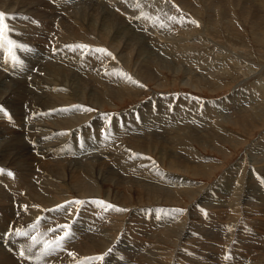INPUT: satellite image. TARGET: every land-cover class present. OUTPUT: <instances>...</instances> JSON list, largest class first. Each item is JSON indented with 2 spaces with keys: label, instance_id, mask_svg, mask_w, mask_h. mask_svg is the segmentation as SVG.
<instances>
[{
  "label": "rangeland",
  "instance_id": "obj_1",
  "mask_svg": "<svg viewBox=\"0 0 264 264\" xmlns=\"http://www.w3.org/2000/svg\"><path fill=\"white\" fill-rule=\"evenodd\" d=\"M0 1H1L0 2L1 11L4 13H7L9 16V19L6 20L7 21L6 23L8 24V27L10 29V31L7 32V39L11 41H15L17 45L23 46V47H19V46L13 47L12 45L5 43L4 47H0V50L3 51V53H0V93H3L2 97H0L1 98L0 103L2 102L0 104V107H3V109L8 113V115L11 116V120H9L10 123L9 122H7V124L5 123V121H7L8 118L6 119L2 118L0 120V121H3L2 122L3 124H5L3 125L0 122L1 123L0 124V138H2L3 136H5V138L6 137H9V138L19 137V140L15 141V147L11 146L13 147V152H14L10 154L11 156L9 154L0 155L1 157H3V158L0 157V162L8 161V163H4L5 167L0 165V169L10 171L14 175L16 170L15 169L13 170V168L7 169L10 165H6V164L13 163V162L14 163L20 162V161H23L22 157H26V158L29 157L28 158V169L32 170V171L30 170V172L28 170L24 171V172L29 173V175L26 177L25 174L27 173L24 174L26 178V184H24V186L21 188L18 187L14 190L7 189L0 181V198H1L0 199V223L4 224V225H0V237H2V239H0V257L4 256V257L9 258L10 264H41V263L42 264H75V263L77 264L79 262L78 260L79 258H68V257L65 258L62 255V252H60L62 251V249L58 251L59 253L54 250V251H50L48 254L42 255L43 244H37L35 247H32V243H33L31 242L32 236H36L38 239H41V240L53 241V240H56L57 237L63 236L64 232L58 231L56 227L58 225L57 222H55L56 225L54 227H51V225H49V222H52L53 220V219L51 220V218L41 217L40 219L39 218L34 219V220L32 219L30 221H27V218H26V220H23L22 218H25L28 216L24 211L25 206L27 205H24L23 203L26 200V196H27L26 194H28L29 191L36 184L35 181H33V178L34 177L36 178V176L38 175H43L42 178L44 180H47L48 178L45 175L51 174L53 172V168H55L56 165H54L55 163H52L54 161L51 159L60 160V162L63 161L62 164L66 168V172H67L68 166L76 167V162L81 163L82 161H88L90 160V158H92L96 160L97 170L105 169L106 172L104 171V173L107 174V177L109 176L108 177L109 179L107 180V182L100 183V187L98 188L99 190H97L99 192L97 200L100 202H103L102 204H104L105 201H108L107 202L108 205H112L115 207L116 206L121 207L123 211H118V212L119 213L123 212L124 214L122 217L119 218L120 227L115 229L118 232L117 237L114 238L115 240L113 239L114 241L112 243H109L105 251L101 249H96L97 251L95 254H90L87 256L94 257V256L103 255L102 262H100L101 264L110 262L107 259L113 258L114 255H120L121 259L119 258V260H117L116 262H111L110 264L112 263L113 264H143V263L150 264L154 258H155L154 259L155 261L154 260L152 261V263L154 264L155 263L156 264H161V263L162 264H166V263L167 264H187V263L201 264L202 261L207 260V258H212L211 256L215 255V252H212L206 246L209 242H214V247L216 246L217 250L221 248V246H224L228 243L229 244L228 251L231 253L234 249V252L237 258L238 257L242 258L241 260L239 259L238 261L236 259V261H233L232 264H238V263L242 264L243 263L242 261L244 260H246V262H244L243 264H254L255 262L251 263V261H253V258H257V261L259 262V263L256 262L255 264H264V262H261L263 260L262 258H264V254H263L264 253V225H263L264 224V202L259 201V199L257 198V195H262L264 197V96L260 94V96H262L261 97L262 100L255 102V104L251 106V107H254V108H251L252 120H247V121L245 120L246 123H244L243 121L240 122L239 120H237L233 114L234 112L240 110L242 108V105H240L237 108V110L233 112L230 109L229 104L225 102V100L229 98L230 96H232L233 94L235 95L237 94L236 96L239 97L240 95L244 94L247 90H250V88L251 89L256 88L254 90H258L259 93H264V9H263L264 0H253V1L252 0H224V1L223 0H191V2L193 1L192 4L197 7V11H195L192 8L191 9H187L184 7L180 8L179 5H177L176 0H153V1L152 0H144V1L137 0V2H133V3L129 1V3L131 4V7L133 9L135 8L134 9L135 12L138 11L137 15L139 16L144 15V14H148V15L154 14L156 16L158 14L161 15L163 14L164 10H166L164 8L170 7L171 9L169 10L167 9L164 13H167L168 11L171 12L172 10L171 13L172 14L177 13L178 15L182 16L183 21H184V18H186L187 21L192 22L190 26H194L197 24L202 29V31L200 30L201 32H199V34L202 33L200 35H202V38L203 39L205 38L207 42H205V40L201 38L202 39L201 41L198 40V42H201L199 43L200 45L197 44L195 45L194 48L184 50L182 51V53L183 54L187 52L190 53L191 51V53L193 54L192 56L194 58L195 56L197 57L200 56L199 58L200 60L198 59L195 61L194 60L188 61L184 59H179L180 61L179 62L178 60H172V59L166 58V63H165L166 68L162 69L163 75L161 77L162 82L164 81L163 82L164 86L158 87L157 82L153 76L149 78L147 77L149 79L147 81L145 77L146 75H144L143 73L139 74L137 72L136 74L139 75L140 76L139 78L141 79L139 80L140 83H138L140 88L138 89L137 87L138 85L136 86L134 85V86L138 90H136L135 88V90L131 91L130 89L131 86H128L129 88L126 87L128 90L126 89L123 91L124 93L123 92L121 93L122 96L121 95H118V96L111 95L110 96L109 94L105 95L104 97L107 98L106 99L107 101L105 100L104 97L100 101L97 100L92 94V91L89 93L90 86H87L88 91H86L83 95V99L85 101L83 100L84 102L80 105L77 101H80L82 99L78 97L77 92L75 93L74 90L80 87L77 85L80 84L83 86V84L88 82V80L86 78H84V80H81V77H83V75H80V76H78V74L74 75L76 69H72L69 74V70L66 68L67 74H64L65 68H63L62 70H58L59 75H55V72L53 74L51 73V69L53 67H49L50 65L48 67L42 66V64H48L49 62L52 61V59H54L57 56L56 51L58 49H52L55 41L59 40V38L57 37H60L61 35L63 36L67 35L64 30L69 29V27L66 28L64 26L62 19L65 20V17H64V14L62 13H66V14L69 13L74 17H78L86 13L88 14V9H89L88 5H91L94 3V7H99L102 4L108 3L110 6L112 5L111 7L115 10L119 18L122 17V18H125L124 19L125 21H128V20L130 21L133 19V17L132 15H129L130 14L128 13L129 11L127 12V10L126 11L124 10L125 8L123 5L119 4V0H63V2L65 1L67 3L65 2L62 3V5L55 8V10L51 8L50 6H45V9L47 11H44L43 15L45 14L47 16L46 17L44 15L46 19L43 18L42 16L40 18L38 17L37 20L34 21L32 19H27L28 18L27 14L24 13L25 11H22V9L24 10L25 8H21L19 11H16L15 9L17 5L16 6L9 5L10 0L8 1L0 0ZM44 1H45V5L47 4L51 5V3L53 2V0H42V2ZM154 1H157V2H154ZM210 2H211V5L209 4ZM137 3H139L140 7L142 5L143 6L146 5L145 6L146 10H143L142 11L143 13L138 10L140 9V7L135 6ZM152 5H155V6L151 8ZM53 6L55 5L53 4ZM213 8L215 9L213 10ZM100 11L102 12L103 8H101ZM155 11H156V14H155ZM70 19L71 18H69V21ZM41 20L51 21L53 26L49 28L45 27V23L43 22L37 25L36 22L38 21L41 22ZM256 20H257V23H256ZM145 21L146 20L143 19L142 21H140V23L142 22L141 24L144 26ZM193 21H195V23H193ZM166 24H167L166 21L159 22V26L157 27L156 30H154L155 32L154 34L158 36L159 33H161V31L164 30L163 32H165ZM184 24L185 22L182 23L181 26H179V29H176L177 32L175 30H170L172 33H170V35L168 36L169 38H165V37L159 38L158 40H160V43L164 44V42L165 43L167 41L169 42L170 39L174 35H176L177 33H180V30L182 31L183 29H185L183 28ZM132 26H135V24H132ZM161 27L163 29H161ZM58 29L59 30L61 29V30L59 31ZM158 29H160L159 30L160 32L158 31ZM122 37L124 36H121V38ZM136 38L140 40L144 39L143 36H136ZM123 39L124 38H122V40ZM193 41L195 43L197 42L194 39L190 42L194 43ZM55 45H58V44H55ZM67 45L75 46L74 44H67ZM67 45H63V46H67ZM88 46L90 47L84 48V50H82L83 53L90 52V55H91L90 63L87 66H83V69L85 71H90L92 69L91 60H92V57L96 49V47H93L91 45H88ZM148 49L151 50L150 48ZM153 50L155 52H153ZM151 51H152V57L154 58L158 57V52L155 49H152ZM13 55L17 58L18 62L14 63L12 61L11 57ZM168 60H172L171 62L175 61L174 63L175 65L173 64V67L174 69H178L177 73L173 71L174 69L170 68L171 66ZM176 61H178L179 63ZM74 63H76V61ZM162 63H164L163 60H162ZM216 64H217V67H215L216 71L214 72V74L213 72H210L211 73L210 74L209 71L213 70L214 69L213 66H215ZM4 67L6 68L7 71L4 69ZM183 67H184V70H183ZM188 67H191L192 70L191 68H188ZM45 68H47L48 70ZM151 68L155 70L156 66L152 65L150 69ZM1 70H3V72ZM6 72L7 74H4ZM206 73L208 74L206 75ZM200 74H203V75H200ZM65 75H67L68 77ZM46 76L49 78L52 77L51 79L57 76L59 78H62V77L67 78V80H65V82H67V86L69 84V87L72 86V89H73L71 90L73 92L72 96H73V103H74L73 105H71L74 110L72 115L78 114V113H85V112L92 113L93 115L88 120H86L85 122H82L81 124H79L73 129L55 132L54 134L48 135V138H54L55 136H60L62 137V139H64L63 144L61 146L54 147V151L59 152V157L53 156L51 152L49 151L47 152L46 149H42V148L41 150L39 149L38 150L35 149L32 151L29 150L26 152V154L22 156L19 154L22 151L21 144L23 140L25 141V139H32V137H34L35 138L34 144L36 146H40V139L38 141V138L35 137L36 135L34 136V133L32 132L26 133V132H28L30 128H31L30 130H32L33 129L32 126L33 125L35 126L38 123V121L45 119V115L49 113L48 111L43 109L42 101L39 100V93L37 92H39L40 89H38L37 86H35L36 87L34 89L35 92L33 90L31 92L28 85H32L36 81L40 82ZM88 76L91 78L92 81L95 79L93 76L91 77L90 74ZM192 76H195V78L197 77L198 80L195 78H192ZM207 76H208L207 78L208 80L206 79ZM211 77H214V78H211ZM217 78L219 80H217ZM213 79H216V81H213ZM201 80L202 81L205 80V81L200 83ZM197 83L199 85H197ZM140 84H142L143 86L145 85L144 88ZM194 84L197 85V88H199L198 90H196V86ZM73 85L76 88H74ZM134 86L131 88H134ZM74 95L76 99L74 98ZM22 97H24V99ZM194 99L201 100V101L196 102ZM22 100H24L23 103H22ZM204 101L206 103L207 102L217 103V102L223 101L225 105L228 104L226 105L227 110L224 111L225 106L223 107L224 104L222 103L223 108L221 110H222V114H223L222 116L224 117V119L218 120V122L215 124L218 127H222L224 131L223 132L224 135H223V138H221L218 135L216 137L215 134L214 136H210V137L209 136L206 137V135L199 137L198 139H200L201 143L196 142L195 140L193 144L190 145L193 147L192 150L195 151L196 155H192L191 150L186 148V145L188 144L186 142H182V139L180 137L185 136L184 132H181L179 135L174 137V135L172 134H166L161 131H157V128H152V126H151V129H146L143 131L139 127L143 126L144 123H142L141 126H138V127L133 126L135 124V121L138 124L143 119V114L147 113L148 111L149 112L152 111V108H154V110H157L158 109L157 106L159 104H172L177 109H184L186 107L191 108L192 107L191 104L193 105L195 103L196 105L203 107ZM94 102L96 103V105ZM38 103H40L41 105ZM150 105L153 107H151ZM83 106H85L86 108L83 109L82 108ZM138 107L141 109H139ZM35 108L36 109L38 108V109L36 110ZM28 110H30V112H28ZM254 111H256L257 113ZM101 114L117 116V117L119 115L121 118L126 117V119L130 118L132 120L133 125L132 124L131 126L129 125L128 129L123 131V132H126V134L123 136L124 139L128 138V135L130 136L131 134L132 135L139 134V137L135 139L136 142L140 140H146V139L152 140V138L161 139L162 143L159 146L157 145L158 148L155 147L154 151L152 147H149V148L142 147V149H140L139 156L141 160L139 163L143 162L145 165L150 166L151 169L155 170V172L157 171L156 173H159L161 171L160 173H162L161 175L163 176V180L165 179V181L167 182L174 180L173 178L179 177L180 179L184 180L182 187H190V185L193 184L195 185V188L197 189L192 190V191L191 190L185 191L184 188L178 189L175 186L170 200L177 199V197H180V202L179 200H173V202L171 201V203H168L169 201L165 203V199H164L165 196H163L162 192H164L166 189H164L162 187L163 185H160V184H155V186H153V187L157 186V189L162 191V192L158 191L159 195L157 193L155 196H152L146 193L144 194L142 192H141L142 194L140 192L137 193L139 185H135L136 188L127 190L129 186L128 183H130L128 181H131V180L135 181V179H132L131 176H127L125 177V179L121 180L122 185L125 184L126 182V184L124 185L125 189L121 187H116L114 183L115 181L114 179H116V177H113V176L115 174L117 175L120 171H117L116 169H114V165L112 164V162L115 163V161L104 162L102 156H100L101 155L100 150H98L94 146L89 147V146L84 145L85 140H86V137H85L86 129L87 127L90 126L92 122H97L99 126L103 127V123L100 119ZM205 121H208V120H205ZM155 123L156 122H153L152 124H155ZM146 125H148V122H146ZM13 126L16 127V129H14ZM44 126L46 128L48 127L51 128L50 124L45 123ZM192 126H195V124H193ZM24 128H25V131L23 130ZM19 130H23L25 135L23 134L21 136V133L19 132ZM188 130H191V129H188ZM110 132H111L112 137L116 135L114 139V142H115V140L117 139V131H115L112 128ZM147 132L150 134H148ZM9 138H7V140H9ZM129 138H131V136ZM122 140L119 142H123ZM114 142L108 143V145L112 148ZM135 145H141V144L135 143ZM16 146H19V148L17 149ZM183 147L186 148L188 152L186 153V151H184L183 154L180 155L179 152L175 149L183 148ZM160 148L163 149L162 150L163 152L161 151ZM129 149L131 150V152L138 154L135 149L133 148H129ZM156 149H158L159 151L158 150L156 151ZM75 150H80L83 152L74 154ZM172 151H176V153L175 152L172 153ZM61 152L63 154H61ZM156 152L158 153L160 152L161 154H158ZM96 156L99 158H97ZM183 156L184 157L186 156V157L184 158ZM196 158H198L199 161L196 160ZM78 160H81V161H78ZM50 167L51 168L53 167V168L51 169ZM100 167L101 169H99ZM250 173L254 175L251 176ZM236 176H239L240 180ZM112 177L114 181L110 180ZM30 178H32L31 181H30ZM49 178H52V176ZM147 178L151 179V180L145 181L146 183L148 182L146 184L147 186L151 182V184L149 185L150 187L152 186V175H147ZM99 179H100V176H99ZM39 180L41 179H37V181ZM61 182H63L64 184H67V183H69V185L71 184L70 189H69V195L73 197L72 201L80 199L79 195L81 193V190L78 188L77 184H73L69 174L65 178H62ZM239 182L241 183L239 184ZM248 182H251V183H248ZM162 184L164 183L162 182ZM250 185L253 186L252 191L247 193L246 188L249 187ZM254 185L256 186V188ZM161 187L163 188V190L161 189ZM108 191L110 192V195L107 194ZM113 191H114L115 196L112 193ZM190 193H193L195 196H192ZM33 194L34 196H38V195L40 196L42 193H41V190H38L34 192ZM117 195H123V196L126 195V197H124L119 202L120 197ZM204 195L207 196L206 197L207 201L205 202L206 204H203L202 208L204 209L205 207V210L208 212H213V211L220 209V207L218 206L220 203L221 204L225 203L226 205V206L223 205L221 208L220 213L222 212V216L220 215V217L217 218V216L215 215V218L217 219H215L214 217L211 218L217 222L215 226L211 224L212 222H214L213 220L209 219L211 220L210 221L211 223L205 222L206 220L202 218L200 215H198V212L196 213L195 208L196 206L200 207L202 205L201 202L199 201L201 200V198L205 197ZM247 195L248 196L252 195V197L255 196L256 199L255 197L252 198L250 196L249 198L251 199H249ZM174 196L175 197L177 196V197L175 198ZM158 197L160 199H158ZM152 198L156 200H153ZM235 199L237 200L239 199V200L237 201ZM213 201L219 202V204L218 205H215L214 203L212 204ZM67 202H71V201L68 200ZM210 202L211 204L207 206V203L209 204ZM236 202L241 203L242 209H240L241 206H239V209L238 207L236 208L234 206L235 204H237ZM231 203L232 205L230 206ZM249 204H251L250 207H249ZM6 205L11 209L10 212H8L7 210H3V208L6 207ZM63 205H66V202L63 203ZM166 205H168L167 206L168 208L170 207V208H173L174 210L176 209L183 210L182 212H176V211L175 212L176 214L179 213V215H181L182 213L181 218L182 219L184 218V220H186V226L184 229L185 231H183L182 238H178L177 235L176 236L173 235L170 237L172 238V240H168L167 243L165 242L163 244V242H157L156 238H153L154 235L156 236L157 232H153V234H150L151 233L150 231V233H148L149 231L146 229L148 225L144 224L145 222L144 218H146V216L150 214L149 213L150 210H157V209L161 210L165 208ZM232 206L235 208L233 209ZM247 207H249L250 209H248ZM105 208L107 209L104 211V213L107 211L111 212L113 209V208L104 207L103 210ZM165 209L168 212H172L171 211L172 209L170 210L167 208ZM226 209L229 210L227 214L225 211ZM235 210H237V212L233 213ZM2 213L4 214V216H2ZM230 214H233V215H230ZM238 214L239 216H237ZM8 215L9 217L7 218ZM185 215H186V219H185ZM64 216H65V219H67L68 217L70 218L66 220L68 225L70 226L72 224V219H71L72 216L70 215V212L64 214ZM111 217L113 216L111 215ZM20 220H21V223L19 222ZM232 221H236V222H232ZM104 223L111 225L110 222H106L105 220H104ZM104 223H102L101 227L91 229V231L89 232H93V233L96 232L95 236H97L103 231L112 232L111 231L112 226H109V227L107 225L104 226ZM33 225H35V227H32ZM223 225L224 226L229 225V226H226V229L228 232L230 231L229 234L221 232L220 234L221 235L223 234L222 235L223 237H220L221 235L219 233L218 234L215 233L214 235L211 234L212 231L208 229L210 227H211L210 229H213L212 226L221 227ZM130 227L132 229H130ZM16 228L22 231L28 230L29 231L28 236H24V237L17 236L15 234ZM50 229H57V230L53 232V231H49ZM139 229L140 231L138 232ZM67 230L70 231L71 233L73 229L70 226L69 229ZM75 230L77 232H81V230L79 231L76 228ZM115 230L112 232V234L116 232ZM244 230L246 231L249 230L251 232L252 239L251 238L248 239V237L243 233ZM7 233H11V234L6 235ZM85 233H87V231H85ZM184 234L186 235V237ZM226 234H228L229 236L228 237L224 236ZM132 236H133V240L129 242H134L135 238L138 239L141 245L137 249H140L141 247H143L144 244H146L147 247L145 251H138L137 249L133 250L134 247H132L128 243H123V240L125 239L127 240ZM215 237L217 238V240L214 239ZM174 238L177 240H174ZM191 239H194V240H191ZM79 242L80 241H77V243ZM199 242H200L201 247L199 246ZM222 243L224 245H222ZM252 243L254 244V246ZM64 246L65 247L63 248V251L68 252L69 250H72L71 248L74 245H64ZM189 246L191 247L189 248ZM177 247H178V250H177ZM150 248L153 249L152 252L154 254H152V256L150 253H147L148 251L151 250ZM21 249L25 251L24 257H21L18 254ZM237 250H239L240 253ZM134 251H136V253ZM158 251L160 252L157 253ZM141 252L142 254H140ZM169 254L171 255L169 256ZM140 255L141 257L143 256L146 258L140 259ZM217 256L218 255L216 253V255L214 256L216 258L215 261H217L216 264H223V261L217 258ZM160 258L163 261L166 260V262L165 261L163 262ZM82 259L80 261H82ZM205 264H209V263H205Z\"/></svg>",
  "mask_w": 264,
  "mask_h": 264
},
{
  "label": "bare ground",
  "instance_id": "obj_2",
  "mask_svg": "<svg viewBox=\"0 0 264 264\" xmlns=\"http://www.w3.org/2000/svg\"><path fill=\"white\" fill-rule=\"evenodd\" d=\"M6 1H8V0H6ZM129 1H131L132 3L133 2H137V0H119V4H121V5L124 6V8H125L124 10L125 11L126 10H127V12L129 11L128 12V13H130L129 15H132L133 19L130 20V21L129 20L128 21H125L124 20L125 18H122V17L119 18V16L115 12V10L111 7L112 5L110 6L108 3L102 4L99 7H94V3L91 4V5H88V7H89L88 14L86 13V14L80 15L78 17H74V16H72L69 13H67V14L66 13H62V14H64V17H65V20L62 19L64 26L66 28L69 27V29L71 30V32L72 31L73 32L71 33L69 29H66L65 28L66 30H64V31H65V33L67 35L66 36L64 35L65 37L63 35H61L60 37H57V38H59V40H56L55 43H54V45H53V47H52V49H58L56 51L57 56L54 59H52L51 62H49V63L47 62L48 64H42V66L43 67H48L50 65L49 67H53L51 69V73L53 74L55 72V75H59L58 70H62L63 68H65V70H64L65 73L64 74H67L66 73V68L69 70V74H70V72H71L72 69H76L74 75L75 74L76 75L78 74V76L83 75V77H81V80H84V78H86L88 80V82H86V83L83 84L84 87L79 84L77 86H80V87L77 88L76 90H74L75 93L77 92L78 97H80V99H82L80 101H77L76 100L79 103V105L82 104L85 101L83 99V95H84V93L86 91H88L87 90V86H90L89 93L92 91V94L94 95V97L97 100H99V101L105 95H108V94L110 96L111 95H114V96L121 95L122 96L121 93L124 90H126L127 89L126 87H128V86L133 87L134 85L135 86L138 85L137 87L139 89L140 86H139L138 83H140L139 80H141V79L139 78L140 76L136 74L137 72L139 74H142L143 73L144 75H146L145 77H146L147 81L149 80L148 79L149 77L153 76L154 79L157 82V86L158 87H162V86H164V83H163L164 81L162 82V80H161V77L163 75L162 69H165L166 68V65H165L166 58L172 59V60H178V61H179V59H184V60H188V61L189 60H194L195 61V60H198L200 58V56L199 57L195 56V58H194L192 56L193 54L191 53V51H190V53H188V52L185 53V54L182 53V51L188 50V49H191V48H194L195 45L201 43V42H198V40L201 41L203 39L202 38V35H200L202 33L199 34V32H201L202 29L197 24H196L197 26L196 25L190 26L192 22L187 21L186 18H184V21H183L182 16L178 15L177 13L176 14H172L171 13L172 10H171V12L168 11L167 13H164L167 9L168 10L171 9L170 7L169 8H164L166 10H164L163 14H161V15L158 14L156 16L154 14L153 15L152 14H150V15L144 14V15L139 16V15H137L138 11L135 12V10H134L135 8L133 9L131 7V4L129 3ZM176 1H177V5H179L180 8L181 7H184V8H187V9H191L192 8L195 11H197V7L192 4L193 1L191 2V0H176ZM64 2H63V0H53V2L51 3V5H49V4L45 5V1L42 2V0H35V1H33V0H26V1H24V0H10L9 1V5H13V6H16L17 5V7L15 9L16 11H19L21 8H25L24 10L22 9V11H25L24 13L27 14V16H28L27 19H32V20L36 21L38 17L40 18V17L43 16V18H45L44 17L45 14L43 15L44 11H47L45 9V6H50L51 8H53L55 10V8H57L58 6L62 5V3H64ZM154 2H157V1H154ZM2 3H3V1H2ZM65 3H67V2H65ZM245 3H246V1H245ZM53 4L55 6H53ZM209 4L211 5V2ZM165 5H167V4H165ZM64 6H66V5H64ZM145 6L142 5L140 7V9H138V10L140 12H142L143 10H146L145 9L146 8ZM153 6H155V5H152L151 8ZM7 7H9V6H7ZM110 7H111L112 10L110 9ZM101 8H103V11L102 12L100 11ZM12 9H13V7H12ZM161 9H163V8H161ZM214 9L215 8H213V10ZM244 9H246V8H244ZM0 11H1V9H0ZM258 12H259V10H258ZM173 13H175V12H173ZM21 14H23V13H21ZM155 14H156V11H155ZM69 18H71L70 21H69ZM171 18H174V19H171ZM255 18H256V16H255ZM140 19L146 20L144 26L141 24L142 22L140 23V21H142ZM161 21H166V23H167L166 26H165V32H163L164 31L163 30L157 36L156 34H154L155 33L154 30L157 29V27L159 26V22H161ZM42 22L45 23V27H48L49 28V27L53 26L52 23H51V21H47V20H41V22L38 21V22H36V24L39 25V23H42ZM184 22H185V24H184V27L183 28H185V29H183L182 31L180 30V33H177V34L174 33L176 35L172 34L174 36L170 39L169 42L168 41L166 43L164 42V44H161L160 43V40H158L159 38H162V37L169 38L168 36L170 35V33H172L170 30H175L177 32L176 29H179V26H181V24L184 23ZM256 23H257V20H256ZM132 24H135V26H132ZM147 25H149V26H147ZM161 29H163V28L161 27ZM159 30L160 29H158V31ZM175 31H173V32H175ZM61 33H63V32H61ZM55 36H57V35H55ZM121 36H124V37H122V38H124L123 40H122ZM136 36H143L144 39H141L140 40V39L136 38ZM193 39L197 41L196 43L193 41L195 44L190 42ZM203 40H205V42H207V40L205 38ZM55 44H58V45H55ZM67 44H74L75 46H77V45H91L93 47H96V49L97 48L106 49L108 52L112 53V55L109 56V55H107L105 53H99V52H96L95 51L94 52V55L92 57V60H91V68L92 69L90 71H85L83 69V66H87L90 63V59H91L90 52L89 53L88 52L83 53L82 50H84V48L82 49V48L75 47L73 45H67ZM63 45H67V46H63ZM148 48H150L151 50L152 49H155L158 52V57H156V58L152 57V51L149 50ZM153 52H155V51L153 50ZM0 53H3V51L0 50ZM162 60H163L164 63H162ZM172 60H168L170 66H171V67L170 66L169 67L172 68V69H174L173 64L175 63V61L171 62ZM234 60H235V58H234ZM75 61H76V63H74ZM178 61H176V62H178ZM57 64H58V66H57ZM152 65L156 66V69L153 70L151 68L152 69V71H151L150 67ZM184 65H182V66H184ZM177 66H179V65H177ZM189 66H191V65H189ZM213 67H214V69L211 70V71H209V73L210 72H213V74H214V72L216 71V68L215 67H217V64L215 66H213ZM188 68H191V67H188ZM4 69L6 70L5 67H4ZM43 69H41V70H43ZM45 69H47V68H45ZM183 70H184V67H183ZM191 70H192V68H191ZM220 70H221V68H220ZM1 71L3 72V70H1ZM173 71L175 73H177L178 69H174ZM217 72H219V71H217ZM4 74H7V72L4 73ZM89 74H90L91 77L93 76L95 78V79L93 78L94 79L93 81L88 76ZM197 74H198V72H197ZM197 74H195V75H197ZM207 74L208 73H206V75ZM200 75H203V74H200ZM65 76H67V75H65ZM197 76H199V75H197ZM128 77H131V81H136L138 83L131 82L128 79ZM201 77H203V76H201ZM51 78H49V77L46 76L40 82L39 81L38 82L36 81L32 85H28L31 92H32V90L35 92V90H34L36 88L35 86H37V88L40 89L39 92H37V91L36 92L39 93V100L42 101L43 109L46 110V111H48L49 113L45 115V119H42V120L38 121L37 124L35 123L36 125L35 126L33 125L34 127L32 126V128H33L32 130H30L31 129L30 128L28 130V132H26V133H30V132L34 133V136L36 135L35 137L38 138V141L40 139V146H36L34 144V139H35L34 137H32V139H25V141L24 140L22 141V144H21L22 151H21V153L19 155H22L23 156L29 150H31V151L32 150H35V149L41 150V148H42V149H46L47 152L48 151L51 152V154L53 156L59 157V152L54 151V147L55 146L56 147L61 146L63 144L64 139H62V137H60V136H55L54 138H48V135L54 134L55 132H60V131H65V130L73 129L76 126H78L79 124H81L82 122H85L86 120H88L93 115L92 113H86V112L85 113H78V114L72 115L73 112H74V110H73V108L71 106V105L74 104L73 103V96H72V93L73 92L71 91V90H73L72 89V86L69 87V84L67 86V82H65V80H67V78H65V77L59 78L57 76V77H54L53 79H51ZM192 78H195V76H192ZM207 78H208V76L206 77V79ZM211 78H214V77H211ZM195 79H197V77ZM71 80H72V78H71ZM217 80H219V79L217 78ZM203 81H205V80H203ZM203 81L201 80L200 83H202ZM213 81H216V79H213ZM194 83H196V82H194ZM140 85H142V84H140ZM197 85H199V84L197 83ZM197 85H195L196 86V90L199 89V88H197ZM135 86H134V88H131L130 87L131 91L132 90H135V88H136ZM144 86H142V87L144 88ZM73 87H74V85H73ZM74 88H76V87H74ZM138 89L136 88V90H138ZM254 89H256V88H254ZM254 89H251L250 88V90H247L245 92L246 94L244 93V94L240 95L239 97L236 96L237 94L236 95L233 94L232 96H230L229 98H227L225 100V102L229 104V107H230V109L233 112L236 111L237 108L240 105H242V108L240 110H238V111H236V112L233 113L234 116L236 117V119L239 120L240 122L243 121L244 123H246L245 120L246 121L247 120H252V117H251V112H252L251 111V108H254V107H251V106H253V104H255V102L261 101L262 100L261 97L264 96V93H259L258 90H254ZM211 90H212V88H211ZM2 94L3 93H0V97H2ZM260 94H262V96H260ZM37 96H38V94H37ZM20 97H21V95H20ZM22 98L24 99V97H22ZM74 98H75V95H74ZM104 98H105V100L107 99L106 97H104ZM89 100H90V98H89ZM194 100L196 102L197 101H201V100H196V99H194ZM23 101L24 100H22V103H23ZM26 102H27V100H26ZM222 103H223V101H220V102H217V103H214V102H207L206 103L204 101L203 102V107H200V106L196 105V103H195L193 105L191 104L192 107L189 106L191 108L186 107L184 109H177L172 104H159L157 106V108H158L157 110H154V108H152V111H150V112L148 111L147 113L143 114V119L138 124H137V122L134 119V121H135V124L134 125H133V122H132V120L130 118L126 119V117L125 118H121L119 115L117 117V116H111V115H103V114H101L100 115V119H101V121L103 123V127L99 126L97 124V122H92L90 124V126L87 127V129H86V133H85L86 140H85L84 145L89 146V147L94 146L95 148H97L98 150H100V154H101L100 156H102L104 162H106V161H109V162L110 161H115L116 164L114 162H112V164L114 165V169H116L117 171H120V172L117 175L115 174L113 176V177H116V179H114L115 181L113 180V177L110 180L111 181H114L116 187H121V188H124L125 189L124 185L126 184V182H125V184L122 185L121 180L122 179H125V177H127V176H131L132 179H135V181L134 180H131V181H128L127 180L128 182H130V183H128L129 186H128L127 190H131L132 188H136L135 185H139L138 190H137V193L138 192H140V193L142 192L144 194L146 193V194H150L152 196H155L158 193V191H160V192H162V191L159 190V189H157V186L156 187H153V186H155V184H160V185H163L162 187L164 189H166L164 192H162L163 196H165V198H164L165 199V203H167L168 201H169L168 203H171V201L173 202V200H179V202H180V197H177V196H176L177 199H171L170 200V198L172 196V192L174 191V187L176 186L178 189L184 188L185 191H187V190H189V191L191 190L192 191V190H196L197 189V188H195V185L191 184L190 185L191 188L190 187H182V185L184 183V180L180 179L179 177L178 178H173L174 180H172L170 182H167V181H165V179L163 180V176L161 175L162 173H160L161 171L159 173H156L157 171L155 172V170L154 169H151L150 166L145 165L143 162L142 163H139L140 160H141V158L139 156L140 149H142V147H144V148L152 147V149L154 151L155 147L158 148V146L162 143V140L161 139L152 138V140L151 139H146V140H140V141L136 142L135 139L137 137H139V134H137V135H132L131 134L130 135L131 138H129L130 136L128 135V138L125 137L126 139H124L123 136L126 134V132H123V131L124 130H127L128 129V126L129 125L131 126V124L133 126L138 127V126H141L142 123H144L143 126L139 127L143 131L146 130V129H151V126H152V128H157V131H161V132L166 133V134H172V135H174V137L177 136V135H179L181 132H184L185 133V136L180 137L182 139V142H186L188 144V145H186V148H188V149L191 150V154L192 155H196L195 154V151L192 150L193 147L190 146V145L193 144V142L195 140H196V142H200V139H198L199 137H202V136H205V135H206V137L207 136L210 137V136H214V134H215L216 137L218 135L221 138H223V135H224L223 132L224 131H223L222 127H218V126L215 125L218 122V120H223L224 119V117L222 116L223 114H222V110L221 109L225 106L224 111L227 110L226 109L227 108L226 105H228V104L225 105L223 103L224 104L223 105ZM38 104H40V103H38ZM150 104H152V103H150ZM35 105H36V103H35ZM95 105H96V103H95ZM222 105H223V107H222ZM151 107H153V106H151ZM82 108L84 109L86 107L83 106ZM139 109H141V108H139ZM28 112H30V110H28ZM216 112H218V113H216ZM254 112H256V111H254ZM198 117L201 118V119H199ZM2 118L6 119L8 117L0 114V120ZM205 120H208V121H205ZM0 122L2 123L3 121H0ZM7 122H9V119L7 121H5L6 124H7ZM146 122H148V125H146ZM153 122H156V123L155 124H152ZM226 122H227V120H226ZM231 122H233V121H231ZM45 123L46 124H50L51 128H49V127L46 128L44 126ZM192 123L195 124V126H192L193 125ZM3 125H5V124H3ZM29 127H31V126H29ZM112 128L115 131H117V139L115 140V142H114V139H115V136L116 135L114 137H112L111 132H110V130ZM14 129H16V127H14ZM188 129H191V130H188ZM23 130L25 131V128ZM23 130H19V132L21 133V136L24 134V131ZM21 131H23V132H21ZM148 134H150V133H148ZM229 134H230V132H229ZM7 138H9V137H6L5 138V136H3L2 138H0V155H6V154H9L10 155V154L14 153L13 152V147H11V146H14L15 147V141H18L19 140V137L9 138V140H7ZM122 138H123V140H122ZM121 140L123 142H119ZM211 140H212V138H211ZM113 142H114V144H113V147L111 148L108 145V143H113ZM135 143L136 144L138 143V144H141V145H135ZM16 148L18 149L19 146H16ZM129 148L135 149L138 154L131 152V150ZM186 148H184V147L183 148H177L175 150H177L179 152V154L182 155L184 151H186V153L188 152V150ZM87 150H89V149H87ZM157 150L158 149H156V151ZM162 150L163 149H161V151ZM145 151H146V149H145ZM82 152L83 151L75 150L74 154H78V153H82ZM141 152H143V151H141ZM174 152L176 153V151H172V153H174ZM156 153H158V152H156ZM61 154H63V153L61 152ZM158 154H161V153L159 152ZM15 155H17V154H15ZM48 155H49V153H48ZM1 158H3V157H1ZM22 158H23V161L15 162V163L13 162V163L6 164V165H10L7 169L13 168V170L14 169L16 170V172L14 173L13 176L7 175V172H9V171L4 170V169H2L4 171L2 173H0V181L2 182V184L7 189H13L14 190V189H16L18 187L21 188V187L24 186V184H26L25 175L27 177L29 175V173L24 172V171H27L28 170L30 172L31 169H28V158L29 157L28 158L22 157ZM97 158H99V157H97ZM51 160L54 161L52 163H55L54 165H56V166H55V168L52 167L53 168V172L51 174H48L47 173L48 175H45V176H47L48 179L47 180H44L42 178L43 175H38V176H36V178L35 177L33 178V181H35L36 184L29 191V193L26 194L27 195L26 196V200L23 203L24 205H27V207H28L27 210H24L25 213L28 216L25 217V218H22V219L23 220H26V218H27V221H30L32 219L34 220V219H38V218L40 219L41 217H44V218H51V220L53 219L52 222H49V225H51V227H54L56 225L55 222H57L58 225H65V224L68 225V223H67L66 220H68L70 218L68 217L67 219H65L64 214L70 212V215L72 216L71 217L72 224L70 225L72 227V229H73L72 232H71L72 234L68 238L64 239L63 240L64 243L62 242V245L59 248H55V251L58 252L59 250L62 249V251H60V252H62V255L65 258L66 257H68V258H79L78 259L79 262L77 261L78 262L77 264H101L100 262H102V260H99V261L91 260L90 261V260H85V259H82V258L92 257V256H87V255L95 254L96 251H97L96 249H101V250H104L105 251L107 249L109 243H112L115 240L114 238H116L117 237V234H118V232L115 229L118 228V227H120V224H119V221L120 220H119V218L122 217L124 213L123 212H120L119 213L118 210H115V209H122V208L119 207V206H116V207H114L112 209L111 212L107 211V212L104 213V211L107 208H105L104 210H103V208L104 207H107V205H108L107 202L108 201H105L104 204L97 203L98 205L93 202V201H98L97 199H98L99 192L97 190H99L98 188L100 187V183L101 182H107V180L109 179L108 178L109 176L107 177V174L104 173L105 169L104 170H97L96 160L95 159H92V158H90V160H88V161H82L81 163H77L76 162V167H74V166H71V167L68 166L67 172H66V168L62 164L63 161L60 162V160H55V159H51ZM172 160H173V158H172ZM196 160H198V158H196ZM78 161H81V160H78ZM176 161H178V160H176ZM212 161H214V160H212ZM0 163H1L0 164L1 166H4L5 167V164L4 163H8V161L7 162L4 161V162H0ZM78 167H79V169H78ZM33 168H35V167H33ZM99 169H101V167ZM47 170H49V169H47ZM25 173H27V174H25ZM107 173H108V171H107ZM164 173H166V172H164ZM68 174L70 175V178H71V181L73 182V184H77L78 188L81 190L80 195L77 193L80 196L79 201L82 200V201H85L86 203H84V204L71 203V204H67L66 205V209H64V210H54V209L57 208L58 205H63V203L67 202L68 200L69 201H72L73 200V197H71L69 195V189H70V185L71 184L69 185V183L64 184L63 182H61V179L62 178H65ZM250 174H251V176L254 175L252 173H250ZM110 175H112V174H110ZM147 175H152V186H150V187H149V185L151 184V182H150V184L148 186L146 185L148 182L147 183L145 182L146 180H151V179L147 178ZM51 176H52V178H49ZM99 176H100V179H99ZM233 176H235V175H233ZM251 176H250V178H251ZM236 177L239 178V176H236ZM254 177H256V176H254ZM169 178H167V179H169ZM31 179L32 178H30V181H31ZM37 179H41V180L37 181ZM239 180H240V178H239ZM64 181H65V179H64ZM248 181H250V180H248ZM162 182L164 184H162ZM240 183L241 182H239V184ZM248 183H251V182H248ZM162 187H161V189L163 190ZM252 188H253L252 185H250L249 187H247L246 188L247 189L246 190L247 193L251 192L252 191ZM255 188H256V186H255ZM38 190H41V193L42 194L40 196L38 194H37L38 196H34L33 193L36 192V191H38ZM255 190H257V189H255ZM178 191H180V190H178ZM260 192H262V191H260ZM112 193L114 195V191ZM107 194L110 195V192L108 191ZM187 194H189V193H187ZM190 194L192 196H195L193 193H190ZM158 195H159V193H158ZM234 195H235V193H234ZM117 196L120 197L119 202L124 197H126V195L125 196H123V195H117ZM239 196H240V194H239ZM249 196H248V198H249ZM206 197L207 196L201 198V200L199 202H201L202 205L200 207L199 206H196L195 210H196V213L198 212V215H200L202 218H204L206 220L205 222L211 223L210 221L213 220L211 218L212 217L215 218V215L217 216V218H219L220 215L222 216V212L220 213V211H221L222 206L225 205V203H222V204L220 203L219 204V202H214L213 201L212 204L213 203L215 205H218L219 204L218 206L220 207V209H218L216 211H213V212H208V211L205 210V207H204V209L202 208L203 207V204H206L205 203L207 201V198ZM250 197H252V195ZM253 197H255V196H253ZM235 198H236V196H235ZM257 198L259 199V201L264 202V197L262 195H257ZM158 199H160V198L158 197ZM249 199H251V198H249ZM255 199H256V197H255ZM104 200H105V198H104ZM153 200H156V199H153ZM228 200H229V198H228ZM235 200H237V199H235ZM226 202H228V201H226ZM178 204H180V203H178ZM210 204H211V202L209 204L207 203V206L210 205ZM251 204H249V207H250ZM231 205H232V203L230 204V206ZM167 206L168 205H166L165 208L169 209L170 207L168 208ZM234 206L236 208L238 207V209H239V206H241V203L238 202ZM3 207H5V206H3ZM175 207H177V206H175ZM235 207H233V209ZM249 207H247V208L250 209ZM165 208H163L161 210L160 209L150 210V212L147 211L150 214L147 215L146 218H144L145 219L144 224H147L148 225L146 227V229L149 231L148 233H150V231H151L150 234H153V232H157L156 233V236L154 235L153 238H156L157 242H163V244L165 242L167 243L168 240H172V238H170V237L173 236V235H175V236L177 235L178 238H182L183 231H185L184 229H185V226H186V220H184V218L183 219L181 218L182 213H181V215H179V213L176 214V212H175V210L173 208H170V209H172L171 210L172 212H168ZM240 209H242V206H241ZM3 210H7L8 212L11 211V209L7 205H6L5 208H3ZM225 211H226V214H227L229 210L226 209ZM230 211H232V210H230ZM236 212H237V210H235L233 213H236ZM111 215L113 217H111ZM230 215H233V214H230ZM2 216H4L3 213H2ZM227 216H229V215H227ZM237 216H239V214ZM8 217H9V215L7 216V218ZM217 218H215V219H217ZM230 218H231V216H230ZM55 219H57V220H55ZM185 219H186V215H185ZM209 219H211V220H209ZM104 220L106 222H110L111 225L110 224H107V223H104ZM201 220H203V219H201ZM189 221H191V220H189ZM253 221H254V219H253ZM19 222L21 223V220ZM232 222H236V221H232ZM102 223H104V226H106V225L108 227L109 226H112V230L111 231L113 232L115 230L117 233L114 232V234H112V232L103 231L100 234H98L97 236H95L96 232L95 233L89 232V231H91V229L101 227L102 226ZM189 223H191V222H189ZM216 223L217 222L214 221L211 224H213L215 226ZM35 224H37V223H35ZM0 225H4V224L3 223H0ZM7 225H9V224H7ZM141 225H142V223H141ZM224 225L221 226V227H219V226L218 227L212 226L213 229H210L211 227L208 228V229L210 231H212L211 234H213V235L215 233L216 234H218V233L220 234L221 232L228 233L229 234L230 231L228 232L227 229H226V226H229V225H226V226H224ZM75 228L78 229L79 231L81 230V232H77L75 230ZM130 229H132V228L130 227ZM201 230H202V228H201ZM58 231L63 232V231H61L59 229H58ZM85 231H87V233H85ZM139 231H140V229L138 230V232ZM26 232L29 233L28 230ZM240 232H241V230H240ZM243 233L248 237V239H250V238L252 239L251 232L249 230H247V231L244 230ZM228 234H226L224 236H227L228 237L229 236ZM125 235H127V234H125ZM222 235L220 237H223ZM119 236H121V235H119ZM187 236H188V234H187ZM185 237H186V235H185ZM187 238H189V237H187ZM234 238H235V236H234ZM214 239L217 240L216 237ZM22 240H23V238H22ZM132 240H133V236L130 237L129 239H127V240L126 239L123 240V243H128L129 245H131L132 247H134L133 250H135L138 247H140L141 243L138 241V239L135 238V241L134 242H129V241H132ZM174 240H177V239L174 238ZM174 240H173V242H174ZM191 240H194V239H191ZM77 241H80V242L77 243ZM64 245H74V246L71 248L72 250H69L68 252H64L63 251V248L65 247ZM222 245H224V244L222 243ZM199 246H200V242H199ZM206 246L212 252H215V255L217 253V255H218L217 258L221 259L223 261V264H232L233 261H236V259H237V261L239 259L240 260L242 259V258H239V257L237 258L236 254L234 252V249H233V251L231 253L228 251V248H229V244L228 243L226 245H224V246H221V248H219L218 250H217L216 246L214 247V242H209ZM253 246H254V244H253ZM146 247H147L146 244H144L143 247H141L140 249H137V250L138 251H145ZM190 247L191 246H189V248ZM152 250L153 249H151L150 251L147 252V253H150L151 256H152V254H154L152 252ZM177 250H178V247H177ZM237 251L239 252V250H237ZM134 252L136 253V251H134ZM159 252L160 251H158L157 253H159ZM140 254H142V252ZM155 254H156V252H155ZM167 255H168V253H167ZM170 255L171 254H169V256ZM214 256L212 255L211 256L212 258H207V260L202 261L201 264H205V263L216 264L217 261H215L216 258ZM120 257H121L120 255H114L113 258H108L107 260H109L110 262H106L105 264H110L111 262H116L117 260H119ZM143 258H146V257H143V256L141 257V255H140V259H143ZM81 259H82V261H80ZM243 259H244V257H243ZM262 259H261L262 260L261 262H264V258H262ZM259 260H260V258H259ZM152 261H151L150 264H154V263H152ZM164 261L166 262V260H164ZM242 262L244 263V262H246V260H244ZM252 262L259 263L257 261V258H253V261H251V263ZM0 264H10L9 258L4 257V256H1L0 257ZM187 264H189V263H187Z\"/></svg>",
  "mask_w": 264,
  "mask_h": 264
},
{
  "label": "snow or ice",
  "instance_id": "obj_3",
  "mask_svg": "<svg viewBox=\"0 0 264 264\" xmlns=\"http://www.w3.org/2000/svg\"><path fill=\"white\" fill-rule=\"evenodd\" d=\"M135 6L136 7H140L139 3H137ZM7 19H9L8 14H6L4 12H0V47H4L5 43L10 44L13 47H17V46L23 47V46L17 45L15 41H11V40L7 39V32L10 31V29L8 27V24L6 23ZM171 19H174V18H171ZM193 23H195V21H193ZM75 47L89 48L90 46H88V45H77ZM95 51L99 52V53H105V54H107L109 56L112 55V53L108 52L106 49H103V48H97V49H95ZM11 59H12V61L14 63L18 62L17 58L14 55L11 57ZM128 79L131 81V77H128ZM131 82L138 83L136 81H131ZM141 86H143V85H141ZM0 114H2L4 116H7L8 119L11 120V116L8 115V113L3 109V107H0ZM3 171L4 170L0 169V172H3ZM7 175L12 176L13 173H11L9 171V172H7ZM93 202L94 203H103V202H100V201H93ZM71 203L84 204L86 202L85 201L75 200V201H71V202H66V205L67 204H71ZM66 205H58L57 208L54 209V210H64V209H66ZM107 207L114 208L115 206L108 205ZM26 209H27V206H25V210ZM115 210L123 211L122 209H115ZM175 211L176 212H182L183 210L176 209ZM32 227H35V225H33ZM69 227L70 226L67 225V224H65V225H57V229L63 231L64 235L57 237V239L53 240V241L41 240V239H38L36 236H32V238H31L32 242H33L32 243V247H35L37 244H43L42 255L43 254H48L50 251H54L55 248H59L62 245V242H63L64 239L68 238L71 235L70 231H67V229H69ZM57 229H50L49 231L55 232ZM10 234L11 233H7L6 235H10ZM15 234L17 236H28V232L22 231L20 229H16L15 230ZM0 239H2V237H0ZM18 254H19V256L24 257L25 256V251L23 249H21ZM84 259L85 260H90V261L91 260L99 261V260L103 259V255L94 256V257H86Z\"/></svg>",
  "mask_w": 264,
  "mask_h": 264
}]
</instances>
